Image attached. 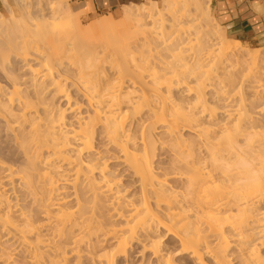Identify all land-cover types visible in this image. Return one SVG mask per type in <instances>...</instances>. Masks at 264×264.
<instances>
[{"label": "bare ground", "instance_id": "1", "mask_svg": "<svg viewBox=\"0 0 264 264\" xmlns=\"http://www.w3.org/2000/svg\"><path fill=\"white\" fill-rule=\"evenodd\" d=\"M15 2L0 14L13 146L0 151V229L23 256L5 264H264V49L206 26L208 0H168L189 17L168 25L154 4L125 7L123 25H93L123 31L113 41L64 0Z\"/></svg>", "mask_w": 264, "mask_h": 264}, {"label": "rangeland", "instance_id": "2", "mask_svg": "<svg viewBox=\"0 0 264 264\" xmlns=\"http://www.w3.org/2000/svg\"><path fill=\"white\" fill-rule=\"evenodd\" d=\"M64 1L69 6V8L73 11V13L77 17L79 16L78 20L81 21V22L80 21L79 22H80V25H81L82 28H86V27L90 26L93 29L92 30V34H94L96 36H100L102 38H106L109 41L117 40L118 38L124 36L123 35L124 34L123 31L115 32V31H113L111 29L107 30L106 28L101 29V28H98V27H97V29H95V28H93V25H95L97 22H99L101 20H111L114 23L123 25L126 21L124 19V16H121V15H123V10L125 9V7L127 8L128 6L131 7L132 5H135V4L140 5L142 3L145 4L146 6H152L154 4L158 8V10H160L161 12L164 13L163 14L164 16L163 15L162 16H163V18L165 17L164 18V22L167 25L170 24L171 19H173L174 16H175L174 20L182 19V21H187V19L189 18L186 15H181V13L178 12V11L175 14L172 13V12L170 14L169 10H170V8L172 6H169V3L167 2L168 0H137L134 3H130V4H126V5L124 4V5H120V6L116 7V8H113V9H105V10H102V11H94V10H89L87 8L83 9V8H80L78 4L72 2L71 0H64ZM206 5L209 7V11H208L209 14L207 15L209 19L206 18V20H208V22L206 20H204V22L207 23L206 26H209V27L211 26L214 31L218 32L220 35L225 36L223 34V32H222L223 29H222L219 21L215 18V16L213 15V13L210 10L209 0H208V2H206ZM122 7H124V8H122ZM10 10L15 12V13H18L20 11L17 3L15 2V0H6V4L5 3H3V5L0 4V14L5 16L6 18H8L10 16ZM178 13H179V15H176ZM205 16L206 15L204 14V19H205ZM176 17H178V18H176ZM202 17H203V14H202ZM212 17H213V19H212ZM165 19H166V21H165ZM177 20L175 22H177ZM122 25H120L119 28H121ZM213 25H217V26L214 27ZM176 27L177 26H175L174 28H176ZM216 27L218 29H215ZM227 39L232 40L230 37H228ZM229 43H231V42H229ZM239 43L243 47H245V48H247L249 50L251 49V51H254L255 49H256L255 51H257V50L261 51V49L262 50L264 49V45L263 46L262 45H254V44H251V43H244V42H240V41H239ZM262 58L263 57H258V59H262ZM1 78L2 77L0 75V81H1V84H2L3 81H2ZM52 102H53L54 106H56L55 101L53 100ZM56 102H58V101H56ZM59 105L61 106L60 102H59ZM59 105L57 104V107H59ZM63 113H64V111H63ZM70 114L71 113H69L68 110H65V113H64L65 119H66V117L70 116ZM262 121H264V120L262 119ZM262 123H264V122H262ZM259 126H262V128H264L263 124L261 125L259 123ZM6 133L7 132L4 131L3 125L0 123V151H2V153H6V152L9 153L13 149V146L9 145V142L6 143L8 141V140L6 141V139H5V138L8 137V135H6ZM152 134H153L154 140L156 141V143H155L156 155L154 156V159H153L154 169H155V171H158V170L162 171V169H164V166H166V164H167V160L169 158V152L164 146V143H163V139L164 138H163V135H161V133L159 132V128L158 129L157 128L153 129L152 130ZM113 154H114L113 151L110 150L108 155H106V156L110 157V160H108L107 163H108V165L110 167L111 166H112V168L114 167V170H116L115 173L121 174V179H120L121 184L128 186L127 189H126V192L132 194V192L135 190V187H134L135 184L133 185L131 183L132 182L131 177L129 178L128 173L126 171H123V168L121 167V165H119V164L117 165L116 164V163H119V161L115 160ZM168 180L170 182H175V179H173V178L172 179L170 178ZM6 181H4V182H6ZM7 182H9V181H7ZM8 184L9 183H7L6 185H8ZM7 188H9L8 191H10V184L8 185ZM11 197H14V196L11 194L10 198ZM10 203L14 204L15 203L14 199H12L10 201ZM21 203H23V201ZM165 241L167 242V240H165ZM165 241L163 239V242H165ZM168 244H169L168 247L172 246L170 242H168ZM16 245H17V242H16V239L13 238V235H11L10 233L8 234L6 231L0 229V264H5L6 263L5 261H6L7 257H8V255H10L12 257V259H14V260L22 258L23 253H21L20 250L18 248H16L17 247ZM136 245L137 244L134 243L132 245V247H131V252L133 254H135L134 252L136 250H138L137 249L138 247ZM133 254H132V256H133ZM135 258L138 259L139 256L135 257ZM135 258H130V260H133ZM184 258H185V256H184ZM184 258L183 259H179L176 262L178 264H186L187 262L185 261Z\"/></svg>", "mask_w": 264, "mask_h": 264}, {"label": "crops", "instance_id": "3", "mask_svg": "<svg viewBox=\"0 0 264 264\" xmlns=\"http://www.w3.org/2000/svg\"><path fill=\"white\" fill-rule=\"evenodd\" d=\"M71 1L83 9L102 11L134 3L137 0ZM0 4L3 5L2 0ZM209 6L226 38L230 37L233 40L254 45H264V0H209Z\"/></svg>", "mask_w": 264, "mask_h": 264}]
</instances>
